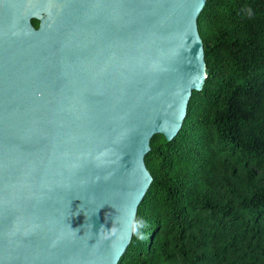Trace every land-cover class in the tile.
<instances>
[{
	"label": "water",
	"instance_id": "obj_1",
	"mask_svg": "<svg viewBox=\"0 0 264 264\" xmlns=\"http://www.w3.org/2000/svg\"><path fill=\"white\" fill-rule=\"evenodd\" d=\"M207 1L0 0V264H121L151 139L207 78Z\"/></svg>",
	"mask_w": 264,
	"mask_h": 264
},
{
	"label": "trees",
	"instance_id": "obj_2",
	"mask_svg": "<svg viewBox=\"0 0 264 264\" xmlns=\"http://www.w3.org/2000/svg\"><path fill=\"white\" fill-rule=\"evenodd\" d=\"M198 29L207 78L151 139L121 264H264V0H208Z\"/></svg>",
	"mask_w": 264,
	"mask_h": 264
}]
</instances>
